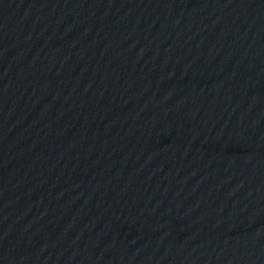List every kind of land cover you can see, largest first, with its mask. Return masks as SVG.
Masks as SVG:
<instances>
[{
	"label": "water",
	"instance_id": "obj_1",
	"mask_svg": "<svg viewBox=\"0 0 264 264\" xmlns=\"http://www.w3.org/2000/svg\"><path fill=\"white\" fill-rule=\"evenodd\" d=\"M0 264H264V0H0Z\"/></svg>",
	"mask_w": 264,
	"mask_h": 264
}]
</instances>
